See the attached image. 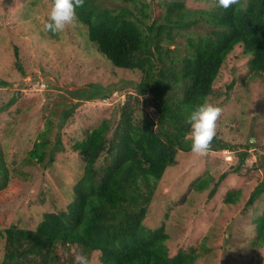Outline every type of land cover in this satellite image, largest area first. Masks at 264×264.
<instances>
[{
	"label": "trees",
	"instance_id": "16d2710c",
	"mask_svg": "<svg viewBox=\"0 0 264 264\" xmlns=\"http://www.w3.org/2000/svg\"><path fill=\"white\" fill-rule=\"evenodd\" d=\"M77 16L67 41L76 44L75 50L89 48L81 51L82 59L93 46L114 66L138 71L139 80L115 108L119 119L110 137V120L102 119L72 143L83 164L79 177L65 187V207L44 211L33 229L0 228L4 242L0 264H76L78 253L85 254L89 264H195L202 256L199 251L205 253L203 240L200 249L188 247L171 255L164 225L150 227L145 222L148 205L161 191L158 183L168 165L179 151L190 150L185 117L212 94L227 55L242 46L250 56L252 74L264 73V0H236L227 10L217 7V0H84ZM14 52L16 65L25 74L17 47ZM5 85L0 79V86ZM232 86L233 82L228 84L229 89ZM99 92L95 87L89 98ZM16 99L13 95L0 112ZM75 105L64 110L65 119ZM143 106L156 110V120L137 116ZM52 128L51 118H46L20 167L11 173L0 146V199L14 180L27 177L31 167L49 169L63 148L59 135L50 140ZM226 147L214 137L210 149ZM259 166L264 167V158ZM207 184L204 178L193 186L201 190ZM262 195L264 178L247 200L248 206L258 201L253 208L260 209L252 240L257 245H264ZM238 196L227 191L224 201L234 203Z\"/></svg>",
	"mask_w": 264,
	"mask_h": 264
},
{
	"label": "rangeland",
	"instance_id": "374dc122",
	"mask_svg": "<svg viewBox=\"0 0 264 264\" xmlns=\"http://www.w3.org/2000/svg\"><path fill=\"white\" fill-rule=\"evenodd\" d=\"M51 4L50 0H0V79L7 82L0 86V107L17 95L0 112L5 166L9 173L20 167L46 118L53 123L50 140L59 135L63 147L49 169L31 167L24 180L12 182L0 199V228L33 229L44 211L65 207L66 188L79 177L83 164L72 143L102 119L110 120V137L119 119L115 108L139 80L138 71L114 66L93 46L83 60L81 51L89 48L75 50L76 44L67 41L70 28L78 22L56 34L46 32L43 24ZM15 47L25 74L16 65ZM249 60L242 46H236L205 100L222 108L214 137L227 147L204 155L179 151L158 183L161 191L148 205L145 222L150 227L164 225L171 255L188 247L200 249L203 240L206 250L199 251L202 256L195 264H264V245L252 241L254 218L260 211L253 207L258 201L247 205L252 190L264 178V167L259 166L264 158V73L253 75ZM95 87L100 88L99 94L89 98ZM73 103L75 108L65 119L64 110ZM157 115L152 106L137 110L138 117L156 120ZM204 178L207 186L195 189L193 183ZM227 191L238 192L234 203L224 201ZM3 243L0 238V262ZM61 255L66 261V254Z\"/></svg>",
	"mask_w": 264,
	"mask_h": 264
},
{
	"label": "clouds",
	"instance_id": "9594fccd",
	"mask_svg": "<svg viewBox=\"0 0 264 264\" xmlns=\"http://www.w3.org/2000/svg\"><path fill=\"white\" fill-rule=\"evenodd\" d=\"M83 3L84 0H52L47 19L43 24L44 30L57 33L77 22V8ZM235 3L236 0H217V7L227 10ZM221 112L222 108L219 105L209 101L195 105L188 112L185 121L190 128L187 137L193 153L204 155L210 150ZM75 262L76 264H89V259L85 254L78 253L75 256Z\"/></svg>",
	"mask_w": 264,
	"mask_h": 264
}]
</instances>
